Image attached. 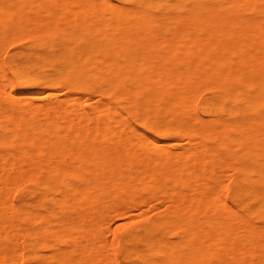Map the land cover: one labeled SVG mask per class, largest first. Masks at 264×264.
<instances>
[{"label":"bare ground","instance_id":"obj_1","mask_svg":"<svg viewBox=\"0 0 264 264\" xmlns=\"http://www.w3.org/2000/svg\"><path fill=\"white\" fill-rule=\"evenodd\" d=\"M21 38L0 82V264H264V0H0V76ZM142 198L166 209L120 261L104 225Z\"/></svg>","mask_w":264,"mask_h":264},{"label":"rangeland","instance_id":"obj_2","mask_svg":"<svg viewBox=\"0 0 264 264\" xmlns=\"http://www.w3.org/2000/svg\"><path fill=\"white\" fill-rule=\"evenodd\" d=\"M21 39H22V41L18 40V41L12 42L11 44H7L4 47L6 49L5 50L3 49V51H2L1 59L4 62L5 75L4 76H0V77H3L5 80L4 79L0 80V82H2L4 85L1 84V83L0 84L3 85V86L8 84L10 81H14L13 73H12V71H11L9 65H8L9 60L12 58V56L14 54L22 52V51H25V50H28L30 48L31 44H32V41L30 39H28V38H24V39L21 38ZM26 47H28V48H26ZM6 78H8V83H6L7 82ZM0 89L2 90V93H1V90H0V95L1 94L5 95L4 92H6L7 90H4V92H3V89L2 88H0ZM62 89H60V90L62 91ZM13 92H14L13 94H16V93L23 92V90L16 84L14 86V88H13ZM40 92H41V90H32V91L28 90V91L24 92V94L26 95V98L27 97H33V98H35L34 101L39 103L40 99H37L38 98L37 96H42V95H40L41 94ZM7 93L10 94V92H7ZM28 94L29 95L31 94V96H29ZM85 94L86 93H84V91H82V90L74 92V95L78 96L80 98H83L85 96ZM210 95H211V93L209 91L203 90V91L200 92L199 98L200 99H205V98L210 97ZM95 99H96V97H95ZM48 101H50V100H48ZM51 102L54 103L55 99L52 100ZM72 104H71L72 107L73 106H77L78 108L80 107V109H84V108L88 109V106H81L79 103L78 104L72 103ZM92 104H95V102L93 101ZM148 133L150 135H152V136H157V134L155 132H148ZM169 142L170 143H172V142L176 143L177 141L170 140ZM177 143H178V145L179 144L180 145L179 146L176 145L175 146L176 149L181 147V145L182 146H186L187 142L182 141V142H177ZM183 143H185V144H183ZM153 150H151V152H154ZM226 175H227L226 179L228 180L227 181L228 186H226L225 191H226V193L228 195V203L232 204V200H231V195H232V192H233V184L232 183L235 181L234 180L235 174L232 173V172L231 173L228 172V173H226ZM228 176H230L229 177L230 179H228ZM28 190H31V191H28ZM34 191H36L35 186H32L30 183H24L21 187L13 189V191H11L12 193L10 192V198L15 204H19L21 196L22 197L23 196L24 197H26V196L29 197V194L31 192H34ZM154 204H157V203L156 202L154 203L153 201L151 202L150 199H149V201L148 200L143 201V198H142L141 200H139L137 202V204H136V206L134 208H133V206H131V207L126 208V210H124L120 214H111L109 216L108 220L109 219L110 220L107 221V223L109 224V222H110V224H109L110 228H109L108 225H106V224L104 225L105 228H104V231H103L104 232L103 233V240L105 242H108L109 244L111 243L110 245H112V248L109 245H107V246H109L108 249L111 248V250L109 252L110 253H115L114 256H116L120 261H121V257H120V253H121L120 240H121L122 235L124 234V232L127 229H129L131 227H134L136 225H141L143 223V221L140 220V218L138 217V216H140V214H142V215L145 214V215H148V216L153 215L154 213L151 210H152V206ZM165 205H167V204L161 205L163 209H166ZM158 206H160V205H158ZM163 209H161V210H163ZM116 215H118V216H116ZM131 218H133L134 221ZM255 224L256 225H260L261 222L259 220H256ZM21 228H22V231L25 233V231L27 230L28 227L24 226V227H21ZM108 228L111 229V231H108ZM23 232L20 233L21 236L20 235L18 236V243H20L24 247L27 242H26L25 234ZM113 235L115 237H113ZM169 237L170 238H175L173 235H170ZM59 246L61 248H65L66 247V243H60ZM47 252H48L47 250L44 251V253H47ZM26 254H27V251H26V248H24V256ZM125 263H127V262H125ZM19 264H27V262L23 258L20 261Z\"/></svg>","mask_w":264,"mask_h":264}]
</instances>
